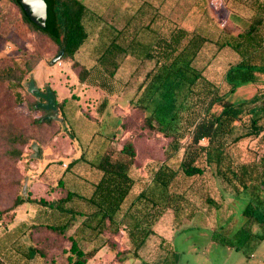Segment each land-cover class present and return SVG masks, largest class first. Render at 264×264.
I'll list each match as a JSON object with an SVG mask.
<instances>
[{
	"label": "trees",
	"instance_id": "1",
	"mask_svg": "<svg viewBox=\"0 0 264 264\" xmlns=\"http://www.w3.org/2000/svg\"><path fill=\"white\" fill-rule=\"evenodd\" d=\"M11 1L31 29L47 36L57 46L58 53L63 52L60 60H73L88 41L85 18L89 12L82 0H45L50 29L30 20L22 0ZM261 3L254 7L240 32H223L215 41L174 27L154 31L148 42L132 37L124 45L119 42L123 31L109 28L106 36L95 44L96 64L91 70L72 63L71 68L78 69L80 84L97 86L113 95L116 93L114 76L121 57L130 55L140 63L152 62V68L138 84L129 104L142 116L143 128L162 135L168 143L162 161L140 186L135 142L126 139L119 149L113 145L116 129L120 128L121 133L127 131L125 121L116 119L112 125L115 129L111 127L113 132H109L108 125L98 123L56 184L48 186L47 193L60 189L64 195L46 200L32 198L29 191L25 195L17 192L11 205L0 209L3 230L11 226L19 212L29 218L30 225L25 229L29 244L21 254L24 262L87 264L106 246L119 263L134 258L147 264L141 252L150 245L153 236H158L157 246L164 255L162 264H172V244L164 234H157V230L163 225L179 228L198 214L185 193L173 188L179 176L218 180L232 199L246 202L242 210L245 222L231 235L221 233L224 228L220 226L212 233L215 242L246 252L248 247L264 241V154L254 161L240 163L229 151L243 139L264 134V5ZM209 46L213 52L207 55ZM225 48L231 49L238 61L227 68L220 84L209 79L206 72ZM31 70L28 63L22 66L14 63L0 69V83H6L19 102L22 100L18 90L23 89ZM248 82L254 85L256 93L239 103L231 102L229 96L237 85ZM31 95L36 100L34 110L42 113L34 123H51L50 111L37 107L44 100ZM67 102V98L60 102L55 99L65 122ZM107 104V99H103L99 105L100 116ZM31 141L29 135L11 123H0L4 160H22L24 148L30 147ZM174 159H177V168L172 165ZM205 202L215 209L223 205V201L210 196H206ZM78 219L81 220L74 233L67 235ZM119 235L128 240L129 249L118 250L114 238ZM53 250H60L62 261ZM5 260L0 256V264H5Z\"/></svg>",
	"mask_w": 264,
	"mask_h": 264
},
{
	"label": "rangeland",
	"instance_id": "2",
	"mask_svg": "<svg viewBox=\"0 0 264 264\" xmlns=\"http://www.w3.org/2000/svg\"><path fill=\"white\" fill-rule=\"evenodd\" d=\"M82 1L89 12L85 18L88 41L74 55L73 60H60L51 64L57 56V46L47 36L29 27L11 0H0V69L14 63L21 66L28 63L32 68L25 78L23 89L18 90L21 102L16 100L14 92L6 83H0V123H11L32 140L30 147L24 148L25 157L14 162L4 160L0 146V209L9 207L17 192L25 195L29 191L32 198L43 197L46 200L64 195L60 189L47 193L48 186L56 184L66 165L78 156L80 146L86 144L98 123L108 125L109 132H113L116 119L122 118L125 121L127 131L121 133V129L117 128L113 145L119 149L126 139L135 142L140 186L149 180L151 172L162 161L168 140L158 133L145 130L142 116L129 104L138 84L153 63L144 60L140 63L130 55L121 57L114 76L116 93L113 95H108L97 86L80 84L77 80L78 69L71 68L73 62L88 70L95 66V44L106 36V29L122 30L119 42L124 45L132 37L140 42H148L154 31H167L174 27L203 34L215 41L223 32H240L244 26L240 24L243 20L240 16L252 15L258 2L264 5V0ZM262 16L264 20V10ZM206 48L205 53L210 55L212 47ZM237 61L238 56L231 49L225 48L208 66L206 76L221 84L227 68ZM30 82L42 92L46 88L51 89L57 102L63 98L68 99L66 122L56 110L50 112L54 117H51V123H34L42 113L34 110L36 100L28 92ZM254 93L256 88L252 83H240L229 100L239 103ZM103 99H107L108 104L100 116L98 107ZM229 151L237 162L254 161L264 154V134L257 138L243 139L231 146ZM172 165L177 168V159L173 160ZM173 188L185 193L197 207L198 214L192 220H186L179 228L163 225L157 230V234H164L172 244V264H264V241L248 247L245 252L212 239L213 231L220 229V226L224 228L221 233L231 235L245 222L242 216L245 201L232 199L223 184L209 177L185 179L179 176ZM206 196L218 202L223 201V205L219 209L207 205ZM116 239L118 250L131 247L124 236L119 235ZM158 242V236H153L150 245L142 250L141 258L147 264H162L164 255L157 246ZM52 252L60 256L58 258L62 261L60 250Z\"/></svg>",
	"mask_w": 264,
	"mask_h": 264
},
{
	"label": "crops",
	"instance_id": "3",
	"mask_svg": "<svg viewBox=\"0 0 264 264\" xmlns=\"http://www.w3.org/2000/svg\"><path fill=\"white\" fill-rule=\"evenodd\" d=\"M243 18L241 23H246L247 20H244V18L250 19L251 15H244L240 16ZM239 18V17H238ZM23 209V208H22ZM79 222H75L73 227L67 231V235H72L79 225ZM29 218L27 215L22 214L19 212L18 216L15 217L13 223L11 226L3 230L2 227H0V256L5 260V264H28L29 262H24L23 256L21 254L24 253L26 250V246H28L29 241L27 239V232L26 227L29 226ZM115 237V241H117ZM20 245L21 247H18V249L15 247L16 245ZM130 247H126L125 249H129ZM122 249V250H125ZM119 250V251H122ZM112 262V263H111ZM87 264H142L139 260L134 258H129L125 260L123 263H119L115 259V255L108 250V247L104 246L98 250L95 257L90 260Z\"/></svg>",
	"mask_w": 264,
	"mask_h": 264
},
{
	"label": "water",
	"instance_id": "4",
	"mask_svg": "<svg viewBox=\"0 0 264 264\" xmlns=\"http://www.w3.org/2000/svg\"><path fill=\"white\" fill-rule=\"evenodd\" d=\"M22 6L31 21L41 28L48 27L50 29L52 24L49 21V8L47 7L45 0H22ZM62 54L63 52L60 51L58 55L51 61V64L60 61ZM28 92L33 94L35 97L44 100V103L37 104L38 108L50 112H56L57 108L55 106L54 95L50 89H46V91L43 93L34 86L33 82H30Z\"/></svg>",
	"mask_w": 264,
	"mask_h": 264
}]
</instances>
